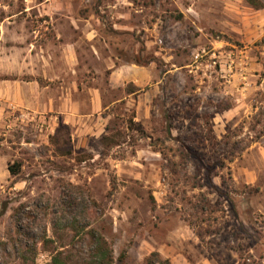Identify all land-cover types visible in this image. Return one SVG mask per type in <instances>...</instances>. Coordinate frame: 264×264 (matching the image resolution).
I'll return each instance as SVG.
<instances>
[{
  "label": "rangeland",
  "instance_id": "1",
  "mask_svg": "<svg viewBox=\"0 0 264 264\" xmlns=\"http://www.w3.org/2000/svg\"><path fill=\"white\" fill-rule=\"evenodd\" d=\"M260 3L0 0L4 89L25 85L46 64L50 84L76 79L77 99L86 102L93 87L104 107L103 133L84 138L83 123L67 113L0 97V264H48L53 246L69 252V264H93L90 228L107 239L111 264H144L171 235L189 240L192 232L195 253L220 264H264ZM76 21L94 30L97 53ZM71 40L79 65L61 73L60 48ZM111 59L145 82L111 86ZM131 88L141 91L130 98ZM139 95L150 108L136 121ZM107 134L118 143L103 140ZM67 198L80 206L62 217ZM45 237L54 240L48 249Z\"/></svg>",
  "mask_w": 264,
  "mask_h": 264
},
{
  "label": "crops",
  "instance_id": "2",
  "mask_svg": "<svg viewBox=\"0 0 264 264\" xmlns=\"http://www.w3.org/2000/svg\"><path fill=\"white\" fill-rule=\"evenodd\" d=\"M85 20L89 22V20ZM70 23H72L73 25L74 22L70 21ZM76 23L77 29L82 28L79 21H76ZM89 23L91 24V22ZM82 34L88 39L90 47L94 48V53H97L93 45V42L96 39L94 30L92 31L91 29L82 28ZM2 38L3 35H1L0 40ZM77 42L78 41L73 42L71 40L69 43L61 45V73L62 71H69V69L73 71L74 68H76L77 70L79 65V59L77 57ZM38 59L39 61H41L40 57H38ZM43 59H45L44 56ZM111 61L113 62V64H111L109 67H115L111 73V86H123L126 81L133 82L135 87L139 88L142 85L141 83L145 82L144 80L137 79L136 77L134 79L131 78L132 70L133 72L137 71L135 68L132 69V67H128L126 65H116L112 59ZM4 65V61L2 62L0 58V73H2ZM45 65L46 64L38 66L37 68L39 70L35 68L34 72L31 74L33 78L27 82H24L26 83L25 85L15 84L11 86L10 91L5 90L3 87L4 84H2L3 81H0V97L8 98L7 95H9L14 100H16V103L40 112L57 110L64 114L67 113L66 117H64L66 120H73V123L77 121L81 124L83 123L82 127H78L77 129V133L79 135H83V137L86 138L89 135L97 134L98 137V135L103 133L104 131V129L100 130L99 127L97 128V126H99V114L104 108L103 99L98 89L89 87L88 90L90 94V100L88 99L86 102L82 100L80 102V100L77 99L78 96L76 95V93H78L79 91L78 81L75 79V82L70 83L65 78H62L63 82H61L59 85L53 86L52 84H50V82L52 81L50 72L48 70V67H45ZM75 73L77 74V71H75ZM38 77H42L44 80L48 79V81L45 83H41ZM60 77H62V75H60ZM138 91L141 90L137 89L134 92H129V97L134 98L135 93ZM149 108L150 104L148 102V99L145 96L139 95L136 103V121H139V119L141 118V114L145 115L146 113H148ZM100 119H103V117L100 116ZM88 121H93L96 126L88 125ZM172 236L173 235H171V240L169 243H161V245H157V247L153 249L158 251L164 258L170 259L172 264H220L218 260L210 257L209 255L202 256L201 252L195 253L193 249H188V246H190L191 248L192 246H194L195 248H199V238L197 237V235H195L194 232H192V236L188 238L189 240H187L186 237L185 240H174L172 239Z\"/></svg>",
  "mask_w": 264,
  "mask_h": 264
},
{
  "label": "trees",
  "instance_id": "3",
  "mask_svg": "<svg viewBox=\"0 0 264 264\" xmlns=\"http://www.w3.org/2000/svg\"><path fill=\"white\" fill-rule=\"evenodd\" d=\"M250 4L258 7L261 5L260 0H247ZM134 89H129V92H134ZM135 114H132L131 121L133 122ZM110 129L107 126V130ZM103 140H113V143H118L114 141L112 137H110L108 134L104 135L102 137ZM68 153H71V150H67ZM21 162L16 161L13 165L8 166V170L12 176L17 175L20 172L21 169ZM60 202V215L62 217H65L66 215L73 214L78 206H80L79 203H76L75 200H72L70 198H67L65 200H61ZM7 205L5 204L3 206L2 214L6 211ZM60 216V217H61ZM88 234L90 235V246L93 248L92 253L93 256H91L92 263L93 264H111L114 256H113V250L110 248L109 243L107 239L104 237L103 234H101L98 230L95 228H90L88 231ZM43 244L47 248L48 244H51L53 246L54 240L52 238H43ZM62 247V246H61ZM55 254L52 255L51 260L48 264H69L70 260L72 259L71 256H67L69 252H65V250H58L59 248H55ZM125 254L121 255V257H124ZM144 264H171V261L168 258H163L158 251H153L149 255L145 257Z\"/></svg>",
  "mask_w": 264,
  "mask_h": 264
},
{
  "label": "built area",
  "instance_id": "4",
  "mask_svg": "<svg viewBox=\"0 0 264 264\" xmlns=\"http://www.w3.org/2000/svg\"><path fill=\"white\" fill-rule=\"evenodd\" d=\"M0 116H1V109H0Z\"/></svg>",
  "mask_w": 264,
  "mask_h": 264
}]
</instances>
